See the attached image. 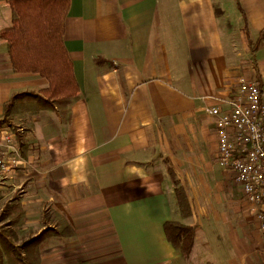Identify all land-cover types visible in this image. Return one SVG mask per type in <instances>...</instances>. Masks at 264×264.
<instances>
[{
	"label": "crops",
	"instance_id": "0c3cea01",
	"mask_svg": "<svg viewBox=\"0 0 264 264\" xmlns=\"http://www.w3.org/2000/svg\"><path fill=\"white\" fill-rule=\"evenodd\" d=\"M240 2L257 40L264 0ZM219 3L71 0L64 44L80 99L68 122L42 111L10 123L29 148L21 166L0 180V214L21 192L25 238L71 226L73 236L68 229L53 240L42 264H264L259 214L234 171L217 162L208 112L227 108L241 74L264 92V47L249 51L235 0L247 51L239 52L228 27L227 42L224 24L235 13ZM12 26L8 0H0V34ZM48 86L39 75L13 71L0 36V119L12 93ZM169 167L189 200V218ZM172 221L196 227L187 261L166 237Z\"/></svg>",
	"mask_w": 264,
	"mask_h": 264
},
{
	"label": "trees",
	"instance_id": "16d2710c",
	"mask_svg": "<svg viewBox=\"0 0 264 264\" xmlns=\"http://www.w3.org/2000/svg\"><path fill=\"white\" fill-rule=\"evenodd\" d=\"M243 16V33L249 51L255 54L264 47V29L253 40L247 15L240 0H235ZM13 13V26L1 32L7 42L13 71L16 74H36L49 83L47 89L36 88L14 92L3 106L0 125L10 124L15 118H33L42 111L56 112L65 122L70 120L71 105L80 99V87L74 74L73 63L64 44L65 20L71 0H8ZM258 81V80H257ZM259 83V81H258ZM262 89L261 84L259 83ZM21 153L27 157L29 143L26 135L19 136ZM169 172L177 186V199L183 218L192 215L187 195L176 180L175 171ZM26 208L21 192L4 205L0 214V264H42V253L53 240L73 236L70 225L48 227L35 237H24ZM165 234L172 246L189 260L197 239L196 227L182 222H167ZM212 264V263H206Z\"/></svg>",
	"mask_w": 264,
	"mask_h": 264
},
{
	"label": "built area",
	"instance_id": "2783aa9c",
	"mask_svg": "<svg viewBox=\"0 0 264 264\" xmlns=\"http://www.w3.org/2000/svg\"><path fill=\"white\" fill-rule=\"evenodd\" d=\"M218 135L217 162L235 173L247 201L259 214L264 232V92L257 80L239 75L227 108L209 109ZM14 125H0V180L23 163Z\"/></svg>",
	"mask_w": 264,
	"mask_h": 264
},
{
	"label": "rangeland",
	"instance_id": "374dc122",
	"mask_svg": "<svg viewBox=\"0 0 264 264\" xmlns=\"http://www.w3.org/2000/svg\"><path fill=\"white\" fill-rule=\"evenodd\" d=\"M231 1H232V4H231ZM223 5L226 6L227 8L230 7V5H231V9H233L234 13H235V15L233 14L234 17L231 16V14H229L230 19L227 20L229 22V24H226V23L224 24L225 29H224L223 34H224L225 40H227V42H228V40L230 39L229 33L226 29V27H228V30L232 32V38H233L234 44L238 48L239 52L241 54H244V52L247 51L248 46H246V44L243 41L242 35L239 33L238 27H240L241 25H239L238 21H236V19H235V16L240 17V13L238 12V10L236 8L234 0H220L219 6H223ZM244 62H247V60H244ZM209 240L211 242L214 240V238L212 236H210ZM214 247H217V246L215 245V246H213V248ZM208 261H210V260H208Z\"/></svg>",
	"mask_w": 264,
	"mask_h": 264
}]
</instances>
